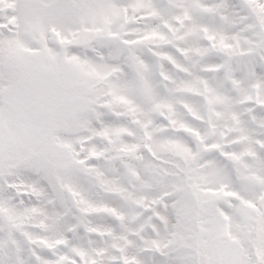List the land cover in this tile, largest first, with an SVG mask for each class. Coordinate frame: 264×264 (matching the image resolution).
Masks as SVG:
<instances>
[{"label":"snow or ice","instance_id":"obj_1","mask_svg":"<svg viewBox=\"0 0 264 264\" xmlns=\"http://www.w3.org/2000/svg\"><path fill=\"white\" fill-rule=\"evenodd\" d=\"M0 264H264V0H0Z\"/></svg>","mask_w":264,"mask_h":264}]
</instances>
